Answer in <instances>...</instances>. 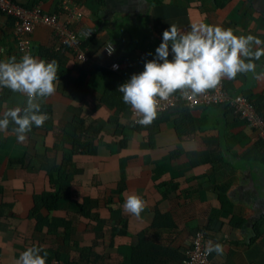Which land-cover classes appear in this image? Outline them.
Here are the masks:
<instances>
[{
    "label": "crops",
    "instance_id": "crops-1",
    "mask_svg": "<svg viewBox=\"0 0 264 264\" xmlns=\"http://www.w3.org/2000/svg\"><path fill=\"white\" fill-rule=\"evenodd\" d=\"M9 1L38 6L62 22L69 20L64 7L75 8L81 16L68 22L81 52L66 48L47 26L38 25L30 36V55L59 65L56 91L39 100L48 119L42 127L33 124L23 142L13 122L0 132V264H16L34 240L65 264H147L144 254L156 258L153 264H180L199 230L208 244L224 247L222 255L213 251L212 264H264V147L258 130L229 108L182 103L147 127H134L137 115L119 91L123 79L144 70L172 24L183 32L194 24L219 25L264 41V0ZM111 45L115 51L108 56ZM11 57L21 59L13 18L0 12V61ZM253 62L255 75L225 77L209 90L246 97L264 118V56ZM27 99L0 88V118L26 107ZM79 136L85 146L74 149ZM51 179L74 190L75 204L49 215L72 222V228L36 233L29 219L33 196L52 191ZM130 194L145 202L139 218L124 210ZM83 198L96 204L92 213L100 222L78 215Z\"/></svg>",
    "mask_w": 264,
    "mask_h": 264
},
{
    "label": "clouds",
    "instance_id": "clouds-1",
    "mask_svg": "<svg viewBox=\"0 0 264 264\" xmlns=\"http://www.w3.org/2000/svg\"><path fill=\"white\" fill-rule=\"evenodd\" d=\"M261 45L264 41L252 35L237 36L233 29L219 25L194 24L190 31L183 32L172 24L163 32L153 58L145 61L144 70L121 84L119 91L123 93L124 103L130 104L135 115L141 117L139 123L149 125L157 116L159 100H167L178 90H183L185 96L190 92L195 97L216 88L222 78L235 79L238 73L255 75L257 66L253 61L264 56ZM107 48L109 55L115 51L112 45ZM58 67L55 59L49 62L30 54L23 55L19 61L15 57L0 61V88L28 97L26 107L9 109L3 114L0 132H6L13 122L17 126L14 128L17 140L23 142L33 124L43 126L48 116L41 112L39 100L55 93ZM113 68L117 69L118 65ZM123 207L125 212L139 218L145 202L139 195L130 194ZM213 251L222 255L224 247L210 241L206 252ZM41 252L42 247H29L20 254L16 264H46L47 253L41 255Z\"/></svg>",
    "mask_w": 264,
    "mask_h": 264
},
{
    "label": "built area",
    "instance_id": "built-area-1",
    "mask_svg": "<svg viewBox=\"0 0 264 264\" xmlns=\"http://www.w3.org/2000/svg\"><path fill=\"white\" fill-rule=\"evenodd\" d=\"M0 12L14 20L16 48L18 55L21 57L31 53L32 42L30 36L38 25L50 27L58 40L66 48L72 49L74 52H81L74 34L69 29L68 22L69 20L77 19L81 16L80 12L75 8L71 9L68 6L64 7V13H66L69 18L66 22H62L57 15L45 13L38 6L32 9L26 8L16 3L13 4L9 0H0ZM77 56H79L80 60H87L83 53H79ZM113 65L111 67L112 69H114ZM182 97L183 99H181ZM182 97H169L167 100H159V98H157L159 100L157 112H165L175 107L180 100L184 101L185 106L189 108L201 106H222L229 108L251 128L258 130V136L264 147V118L256 112L253 103L246 97L242 95L229 96L222 88L214 91L209 90L195 97H192L190 93L188 96L182 95ZM139 119V116L134 119L136 125H142L139 123ZM207 247L208 242L205 232L203 233L200 230L196 231L191 244L183 251V264H212L213 255L212 253L208 254L206 252Z\"/></svg>",
    "mask_w": 264,
    "mask_h": 264
},
{
    "label": "trees",
    "instance_id": "trees-1",
    "mask_svg": "<svg viewBox=\"0 0 264 264\" xmlns=\"http://www.w3.org/2000/svg\"><path fill=\"white\" fill-rule=\"evenodd\" d=\"M13 23H14V20H13ZM122 81H124V79ZM122 81L119 84H122ZM182 95H184L183 91H176V92L172 93L170 95V97L181 98ZM181 99H183V97ZM3 100H4V98H3ZM180 103L184 104L185 102L180 100L177 103V105ZM176 106L165 111V112H157V114L158 115H164L168 112L173 111L176 108ZM187 108H189V107H187ZM43 111L44 110L41 109V112H43ZM132 125L134 127L142 126V125H136L134 123V121H133ZM147 126L148 125H143V127H147ZM84 141L85 140L80 141V136H79V138L76 140V142L73 141L72 147L74 149L83 148L85 146ZM51 182L55 186L52 191L44 192L40 195H34L33 196V207L31 209V211L29 212V219H32L34 221V223H35L34 229H35L36 233H41L44 228H48L49 234L56 233V231H57L56 229H58V228L64 227L66 229V231H70V229L72 228V222L64 220V219H60V218H50L49 215L54 211L63 210L64 208H66V206H69V204H71V203L75 204V200H74V194L75 193H73L74 190L72 189V187H66V185H64L65 183H63L62 181L55 182V180L51 179ZM0 194H4L3 191H1ZM0 199H2V201H3V196L1 198V195H0ZM220 203H221V209H223L224 208L223 201L221 200ZM6 205H10L11 207H13L11 204H6ZM95 205L96 204L91 202L88 198H83L82 203L80 205H77L75 210L78 213V215H80L84 218L92 219L93 221L100 222L99 217L95 213H92V210L95 208L94 207ZM231 225H234V223ZM98 228L99 227H97V229ZM255 231H256V229L254 228L253 232H254V234L257 235V233ZM202 232H204V231H202ZM254 239H255V235H254ZM33 246L42 247L44 249V251L41 252V255H43L44 252L47 253L46 264H65L66 263V262L64 263L62 260H60V257H56V254L51 255L53 252H50V249H48V248H44L41 245V243L38 242L37 240H34L28 244V248L33 247ZM186 248H188V246ZM212 255H213V252H212ZM183 256L181 258L182 261L180 262V264H183V261H184ZM143 260L147 264H153V262H156L155 257L149 258L145 254H144ZM88 262H89V264H97L95 262L90 263L91 261H88Z\"/></svg>",
    "mask_w": 264,
    "mask_h": 264
}]
</instances>
